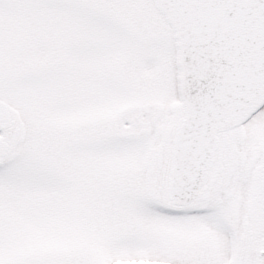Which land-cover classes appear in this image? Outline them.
Returning <instances> with one entry per match:
<instances>
[{
    "label": "snow or ice",
    "instance_id": "6c2138e0",
    "mask_svg": "<svg viewBox=\"0 0 264 264\" xmlns=\"http://www.w3.org/2000/svg\"><path fill=\"white\" fill-rule=\"evenodd\" d=\"M0 264H264V0H0Z\"/></svg>",
    "mask_w": 264,
    "mask_h": 264
}]
</instances>
